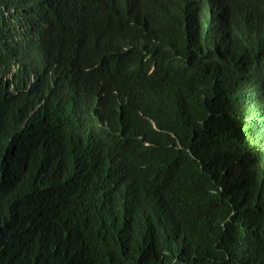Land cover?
Segmentation results:
<instances>
[{
	"label": "trees",
	"instance_id": "trees-1",
	"mask_svg": "<svg viewBox=\"0 0 264 264\" xmlns=\"http://www.w3.org/2000/svg\"><path fill=\"white\" fill-rule=\"evenodd\" d=\"M5 8L7 183L68 184L86 229L61 257L30 236L29 213L11 215L0 264H264V0Z\"/></svg>",
	"mask_w": 264,
	"mask_h": 264
},
{
	"label": "clouds",
	"instance_id": "clouds-1",
	"mask_svg": "<svg viewBox=\"0 0 264 264\" xmlns=\"http://www.w3.org/2000/svg\"><path fill=\"white\" fill-rule=\"evenodd\" d=\"M5 13L7 15L11 14V9H0V17ZM1 29L0 26V34L3 36L0 43L2 48V45H5L6 37ZM4 59L6 60L7 57H2V60ZM2 60L0 59V61ZM0 66L3 69V66ZM11 81L12 71L10 67H5L4 75H0V83L2 84L0 100L4 101L10 96L12 88L9 83ZM8 121L12 122L15 127L24 125L27 121L25 111L16 105L9 113ZM11 158L12 149L10 146L8 144L0 146V222L3 220L4 226L8 227L13 221L11 215H26L29 213L31 215L29 219L30 236H33V239L44 248L53 250L61 257L76 255L77 246L80 243V236L78 237V235L85 231L86 227L84 221L75 217L70 209L66 208L67 196L71 192L69 185L63 183L57 187L53 186L51 187L52 191H50L49 189H34V184L29 185L18 177V182L11 181L7 183L9 179L15 176L5 175L3 163L10 162ZM44 166L48 168L53 165L45 161ZM40 173L42 179L49 177L46 172L41 171ZM34 206H39L42 209L39 221L34 218ZM85 236L87 235L85 234ZM107 264L113 263L107 262Z\"/></svg>",
	"mask_w": 264,
	"mask_h": 264
},
{
	"label": "rangeland",
	"instance_id": "rangeland-1",
	"mask_svg": "<svg viewBox=\"0 0 264 264\" xmlns=\"http://www.w3.org/2000/svg\"><path fill=\"white\" fill-rule=\"evenodd\" d=\"M7 37H6V40L8 41V42H11V40H12V37L9 35V33H7V35H6ZM2 40H3V36L0 34V43L2 42ZM0 70H1V66H0ZM5 78H6V76H5ZM3 79V78H2ZM0 88H2V84L0 83Z\"/></svg>",
	"mask_w": 264,
	"mask_h": 264
}]
</instances>
